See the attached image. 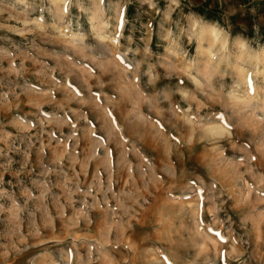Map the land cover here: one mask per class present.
<instances>
[{"label":"rangeland","instance_id":"1","mask_svg":"<svg viewBox=\"0 0 264 264\" xmlns=\"http://www.w3.org/2000/svg\"><path fill=\"white\" fill-rule=\"evenodd\" d=\"M62 1L0 0V264H264V0Z\"/></svg>","mask_w":264,"mask_h":264},{"label":"bare ground","instance_id":"2","mask_svg":"<svg viewBox=\"0 0 264 264\" xmlns=\"http://www.w3.org/2000/svg\"><path fill=\"white\" fill-rule=\"evenodd\" d=\"M103 24H104V26L101 27L98 30H95L96 28L93 27V29L95 31L96 37H98L99 39H103V40L105 38H108L110 40H115V42H117V38L111 36V34H109L106 31L107 23L103 22ZM59 31L61 33H63V34H67V31H68V33L70 34V36H72L73 38H81V37H78V36H81L79 33H75L73 31H71L70 28H68V26L60 27V30ZM221 36L222 35L220 34V30L217 29L213 24H206L205 27L202 28L201 33H200V37L205 38V39L207 38L208 40H210V42H215V43L218 42V41H220ZM226 43L227 42L224 39V42L222 41V44L220 45V49H225ZM238 43L243 48H246V43L244 41H240ZM209 47L210 46H208V48H206L207 50H206V53L205 54L211 58V57L214 56V53H213V51H211L209 49ZM174 53H176L177 55H179L177 53V51H175ZM188 63H189V65H191V62L190 61H188ZM237 73H238L237 75H239L241 77L242 81H243L244 80V77L243 76H245L248 72H246L243 68L240 67V68H237ZM262 77H264V76H262ZM230 96L232 98H239V96L237 94L233 93V92L230 93ZM208 129L211 130V131H223L225 128H224V126H222L220 124H212V125H210L208 127Z\"/></svg>","mask_w":264,"mask_h":264},{"label":"snow or ice","instance_id":"3","mask_svg":"<svg viewBox=\"0 0 264 264\" xmlns=\"http://www.w3.org/2000/svg\"><path fill=\"white\" fill-rule=\"evenodd\" d=\"M217 111H220V110L218 109ZM219 119H220L221 122H224V123L226 124V126L231 127V125H227V117H226V115H221V116L219 117ZM252 159L255 160L256 157L253 156Z\"/></svg>","mask_w":264,"mask_h":264}]
</instances>
